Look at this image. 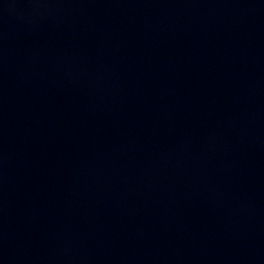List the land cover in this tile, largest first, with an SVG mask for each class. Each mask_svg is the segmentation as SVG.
Returning a JSON list of instances; mask_svg holds the SVG:
<instances>
[{"label": "water", "instance_id": "obj_1", "mask_svg": "<svg viewBox=\"0 0 264 264\" xmlns=\"http://www.w3.org/2000/svg\"><path fill=\"white\" fill-rule=\"evenodd\" d=\"M0 264H264V0H0Z\"/></svg>", "mask_w": 264, "mask_h": 264}]
</instances>
